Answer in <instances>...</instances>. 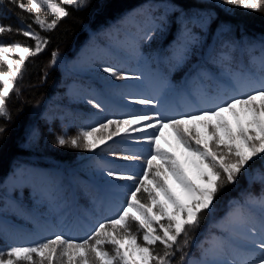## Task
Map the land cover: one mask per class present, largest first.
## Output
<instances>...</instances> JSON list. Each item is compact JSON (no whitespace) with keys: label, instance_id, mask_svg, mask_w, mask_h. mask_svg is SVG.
<instances>
[{"label":"trees","instance_id":"16d2710c","mask_svg":"<svg viewBox=\"0 0 264 264\" xmlns=\"http://www.w3.org/2000/svg\"><path fill=\"white\" fill-rule=\"evenodd\" d=\"M135 9L149 14L144 19L147 23L144 29L152 35L150 47L157 54L155 65L169 78L188 79L202 69L213 72L220 68L230 72L234 67L248 70L256 77L264 74V69L259 70L257 63L251 61L252 55H259L264 47V10L228 11L208 0H87L79 9L68 7L71 14L59 20L54 29H41L33 23V30L47 38L48 43L28 60L23 79L17 81L19 94L12 92L7 99L9 116L0 117V127L4 128L0 133V204L4 205L1 213L11 217L9 224L17 230L12 226L0 227V249L33 245L58 233L83 239L98 222L115 217L125 206L133 184L109 196L100 180L91 182L84 174L81 156L85 149L60 146L55 141L60 135L67 139L88 128L81 123L85 106L67 97V82H77L91 94L105 97L104 87L78 72L77 51L101 42L103 32L111 31L124 14ZM21 15L25 24L32 23L34 15L22 13L7 3L0 6V25H10L13 29L0 34V42L34 45L30 38L15 31L23 27L18 19ZM41 15L49 22L54 18L47 9ZM181 48L183 67L175 59ZM53 53L57 54L55 63H52ZM0 67L6 70V66ZM114 108L102 105L106 119L117 114L112 113ZM60 111L62 118L54 113ZM46 113H51L49 118ZM27 165L45 169L52 176L56 174V188L53 189V180L46 179L39 181L47 185L46 194L27 183L8 190L4 182L7 174L15 167ZM246 168L249 177L242 170L234 183H226L218 191L212 211L205 212L199 227L191 233V244L186 249L189 260H199L202 246L207 248L212 239L227 237L222 222L230 208L237 203L246 207L249 196H264V184L252 176L254 172L264 175V154ZM128 227L142 243L143 230L138 222L130 220ZM104 247L112 252L111 245ZM152 247L157 252L163 251L159 244Z\"/></svg>","mask_w":264,"mask_h":264},{"label":"snow or ice","instance_id":"6c2138e0","mask_svg":"<svg viewBox=\"0 0 264 264\" xmlns=\"http://www.w3.org/2000/svg\"><path fill=\"white\" fill-rule=\"evenodd\" d=\"M11 5L22 13L34 15L32 23L25 24L23 15L18 19L23 27L17 34L30 38L27 42H0V117H8L7 99L12 92L19 94L17 81L23 79L26 64L48 43L33 30L32 24L41 29H54L58 21L69 16L68 7L79 9L87 0H0V6ZM229 5L245 9L264 10V0H226ZM68 6V7H65ZM47 9L54 17L49 22L41 15ZM10 25H0V34L12 32ZM151 39V35L144 37ZM181 48L175 59H183ZM52 54V63L56 62ZM264 69V61H262ZM103 72L117 79H139L114 66L103 67ZM140 105L156 107L153 98H139ZM96 108L99 103L88 101ZM126 118L107 119L98 126H89L74 137L60 135L56 143L89 151L125 133H142L137 142L148 148L123 155L125 161L142 164L138 173L120 174L108 170L109 177L131 181L125 206L115 217L98 222L85 238L77 240L58 233L33 245H13L0 249V264H264V196L246 200L260 208V228L248 227L244 247L248 249L243 259H227L228 252L236 251L232 243L239 235L237 229L252 219L244 211V204L237 203L229 209L222 226L227 237L215 241L210 247L202 246V257L189 260L186 251L191 244V233L199 227L205 212L212 211L218 191L227 183L237 180L242 170H247L253 158L264 154V74L259 83L253 84L246 96L231 95L217 100L209 107L197 108L175 116L162 112H132ZM140 126V127H132ZM4 128L0 127V133ZM264 184V175L258 177ZM138 222L143 230L142 243L138 242L128 225ZM164 220L165 223H161ZM158 226V227H157ZM182 237V239H181ZM163 247L162 253L155 245ZM112 246V252L105 250ZM179 253V260H176Z\"/></svg>","mask_w":264,"mask_h":264},{"label":"rangeland","instance_id":"374dc122","mask_svg":"<svg viewBox=\"0 0 264 264\" xmlns=\"http://www.w3.org/2000/svg\"><path fill=\"white\" fill-rule=\"evenodd\" d=\"M217 4L225 10H234L243 8L240 5H229L226 0H208ZM149 14L140 10H131L124 14L119 20L117 26L111 31H105L102 34L104 38L101 42L93 45H85V49H80L75 55L77 70L82 75L96 80L104 87L105 97L99 98L97 94H91L84 87L79 86L77 82L69 81L66 84L65 93L72 101L82 102L85 106L81 111V123L84 127L98 126L99 122L106 121V113L102 105H110L115 110H111V119L126 118L127 113L147 112L153 114L157 111L166 116H175L184 112H192L197 108L209 107L217 100H223L228 96H246L252 90L253 84L259 83L260 77H256L252 72L234 67L228 72L225 69L218 68L213 72L207 70H198L188 79L179 80L169 78L160 72L155 60L157 54L150 47L152 35L146 33L144 27L147 23L144 20ZM146 34L151 35V39L144 38ZM141 41V43H140ZM251 61L257 63L258 69H262L264 61V47L259 55H252ZM114 66L130 76H139V79H117L108 73L103 72V67ZM183 67V59L178 62ZM180 69V68H179ZM187 85H191L188 88ZM153 98L158 101L156 107L151 105H140L134 101L139 98ZM99 103L101 108L94 107L88 101ZM62 118L63 113L54 112ZM50 114H45L47 118ZM118 114L122 116H118ZM106 119V120H105ZM140 127V126H132ZM128 139H124L125 133L113 137L106 145H101L94 150L85 149L81 159L83 160L82 169L84 174L91 182L101 181V186L106 189L109 196L111 193H120L126 185H132L131 181L119 180L107 175L108 170L116 171L120 174L138 173L142 169V164L136 161H125L121 157L129 152L140 151L148 148L143 142H137L142 133L130 131ZM256 158V157H255ZM253 158V160L255 159ZM251 162V161H250ZM247 167V166H246ZM129 173L127 172V170ZM247 171V170H246ZM247 177L250 173L247 171ZM56 174L52 176L45 169L36 168L27 165L24 168L15 167L11 173L5 177V185L10 190L14 185L27 183L42 189V193H48L47 185H41L39 181L53 180V189L58 183ZM253 177H259L256 172ZM4 205L0 204V227L7 228L10 225L11 217L1 213ZM245 214L249 212L252 219L243 227L237 229L239 235L232 241L236 246L235 252H228L227 259H243L248 249L244 247L243 237L248 235L247 228L255 226L257 231L260 228V208L256 204H248L244 208ZM15 231L16 228H14ZM212 239L208 247L215 241ZM21 245V244H20ZM202 254L200 255V259ZM20 264H28L21 261Z\"/></svg>","mask_w":264,"mask_h":264}]
</instances>
